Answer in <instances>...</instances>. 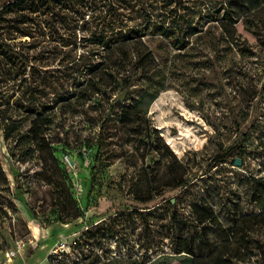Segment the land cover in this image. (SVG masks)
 Here are the masks:
<instances>
[{
    "label": "trees",
    "instance_id": "obj_1",
    "mask_svg": "<svg viewBox=\"0 0 264 264\" xmlns=\"http://www.w3.org/2000/svg\"><path fill=\"white\" fill-rule=\"evenodd\" d=\"M203 17L226 34L241 17L264 30V0H223L220 11L207 14L191 11L186 0H12L0 9V129L6 141L16 137V130H28L20 138L29 146L13 151L12 157L39 160L41 168L32 178L48 187L47 209L60 221L78 220L83 212L45 130H61L83 115L88 123H103L107 137L113 130L126 134L125 145L134 155L141 152L145 158L155 151L162 157L163 138L148 118L158 92L145 89L130 98V91L139 75L150 81L160 62L146 39L159 36L174 50H187L204 31ZM123 91L126 97L120 101ZM165 161L164 185L179 184L186 191L187 173H173L175 164ZM220 162L233 160L228 154ZM0 179L7 182L1 163ZM139 180L132 178L130 195L142 196ZM252 181V200L260 206L264 180L253 176ZM152 185L149 181L148 189ZM17 189L22 190L20 183ZM191 203L187 215L177 203L163 199L104 217L74 239L72 251L59 259L51 256L50 264H247L255 252L264 253V207L251 213L233 209L225 226L211 204L203 199ZM120 224L137 238L134 246L132 239L125 241L126 251L110 257L107 242ZM213 233H220L219 242L212 240ZM164 240L171 242L173 252L151 258L149 252ZM134 247L143 254L131 257Z\"/></svg>",
    "mask_w": 264,
    "mask_h": 264
},
{
    "label": "rangeland",
    "instance_id": "obj_2",
    "mask_svg": "<svg viewBox=\"0 0 264 264\" xmlns=\"http://www.w3.org/2000/svg\"><path fill=\"white\" fill-rule=\"evenodd\" d=\"M10 1L0 0V9ZM222 1L186 0V4L191 11L207 14L220 11ZM208 20L200 19L204 31L191 39L187 50H174L159 36L146 39L160 62L150 81L137 77L130 98L145 89L158 92L148 118L163 138L162 157L155 151L145 158L141 152L134 155L125 145L126 134L113 130L107 137L103 123H88L83 115L61 130H45L71 178L72 193L83 212L80 219L62 222L47 209L49 189L32 178L41 168L37 158L12 157L13 151L29 146L27 139L20 138L28 130H16V137L6 141L0 129V163L7 177V182L0 179V264H50L51 256L59 259L63 252L72 251L74 239L90 224L125 208L150 207L163 199H174L185 215L191 211V202L203 199L225 226L233 209L251 213L264 207V198L260 206L252 200V177L264 180V30L241 17L231 34H226ZM121 152L128 154L112 157ZM228 154L233 163L220 162ZM236 159L241 160L240 166L235 165ZM165 160L175 164L173 173H187L186 191L179 184L164 185ZM133 177L144 188L140 197L129 194ZM113 232L116 235L107 242L110 257L126 251L125 241L132 239L134 246L137 234L130 235L121 224ZM211 238L219 242L220 233ZM20 239L27 243L26 250L9 259L7 253ZM133 250L131 257L144 252L138 247ZM172 252L171 242L164 240L149 255L156 258ZM247 264H264V253L255 252Z\"/></svg>",
    "mask_w": 264,
    "mask_h": 264
},
{
    "label": "built area",
    "instance_id": "obj_3",
    "mask_svg": "<svg viewBox=\"0 0 264 264\" xmlns=\"http://www.w3.org/2000/svg\"><path fill=\"white\" fill-rule=\"evenodd\" d=\"M26 247L27 243L24 240H17L15 248L7 253L8 258L11 259L16 255L23 253L26 250Z\"/></svg>",
    "mask_w": 264,
    "mask_h": 264
},
{
    "label": "water",
    "instance_id": "obj_4",
    "mask_svg": "<svg viewBox=\"0 0 264 264\" xmlns=\"http://www.w3.org/2000/svg\"><path fill=\"white\" fill-rule=\"evenodd\" d=\"M126 91H123V92H121L118 96H117V99L118 100H120V101H124L125 100V97H126ZM235 165H237V166H240L241 165V160L240 159H236L235 160ZM172 201V203H174V199H172L171 200Z\"/></svg>",
    "mask_w": 264,
    "mask_h": 264
}]
</instances>
